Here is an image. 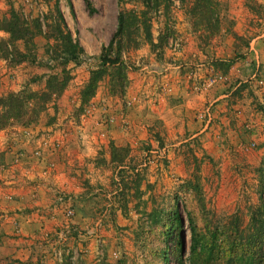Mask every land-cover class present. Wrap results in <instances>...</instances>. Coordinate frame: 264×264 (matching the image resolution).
<instances>
[{"label":"rangeland","instance_id":"rangeland-1","mask_svg":"<svg viewBox=\"0 0 264 264\" xmlns=\"http://www.w3.org/2000/svg\"><path fill=\"white\" fill-rule=\"evenodd\" d=\"M87 3L0 0V97L23 100L0 105V176L25 168L52 188L42 218L61 217L34 237L39 264H252L264 0ZM13 16L23 37L5 29Z\"/></svg>","mask_w":264,"mask_h":264},{"label":"crops","instance_id":"crops-1","mask_svg":"<svg viewBox=\"0 0 264 264\" xmlns=\"http://www.w3.org/2000/svg\"><path fill=\"white\" fill-rule=\"evenodd\" d=\"M23 169L21 175L12 178L0 176V264H39L41 253L47 249L35 246L34 237L52 230L61 219L42 218L44 206L53 202L49 199L52 188L31 185ZM43 264L54 263L45 257Z\"/></svg>","mask_w":264,"mask_h":264},{"label":"trees","instance_id":"trees-1","mask_svg":"<svg viewBox=\"0 0 264 264\" xmlns=\"http://www.w3.org/2000/svg\"><path fill=\"white\" fill-rule=\"evenodd\" d=\"M86 4L87 0H83ZM208 1V0H207ZM91 9V8H89ZM207 17V13L205 12L203 15V18L206 19ZM122 20H123V16L122 14L119 12L116 15V32L121 31L122 29ZM5 29L6 31H8L10 34H12V36H15L20 38L19 35H23L22 32V28L20 27V24L18 22V19H16L14 16L10 17L8 22L5 25ZM68 33H65V35L67 36ZM69 35V34H68ZM23 37V36H22ZM98 71H95L93 74H90L87 83L85 84L84 88L82 89V91L80 92V99L83 101L87 96H90L92 94V91L94 90L95 87V83L98 80ZM54 80L53 82H51L50 80L48 82H46V90H49L48 87H50V84H54ZM55 88H53L54 92H58L60 90V88L62 87V84H55L54 86ZM56 90V91H55ZM51 94V93H50ZM49 94H47L46 92H42L40 97H44L43 99H48ZM29 97V96H28ZM31 98V97H29ZM22 97L19 95L17 96L16 94H7L4 96L0 97V105H5L6 108H8L9 113H16V110L18 109V107H20L21 105H23L22 103ZM8 106V107H7ZM257 172L258 174L261 173V175L264 174V162L262 161V163H260V165L257 167ZM262 177V176H260ZM173 215L175 216L174 219H176V222H180L179 220V215L177 213V211H173ZM256 234L258 235L256 237L255 240H252L250 242L247 243L246 247H249V254H251V256H253L255 258V263L253 261L252 264H260L261 261V257H263V264H264V239H262L264 237V230L262 231V234L256 232Z\"/></svg>","mask_w":264,"mask_h":264},{"label":"built area","instance_id":"built-area-1","mask_svg":"<svg viewBox=\"0 0 264 264\" xmlns=\"http://www.w3.org/2000/svg\"><path fill=\"white\" fill-rule=\"evenodd\" d=\"M66 213H67V214L71 213L70 209L66 210Z\"/></svg>","mask_w":264,"mask_h":264}]
</instances>
